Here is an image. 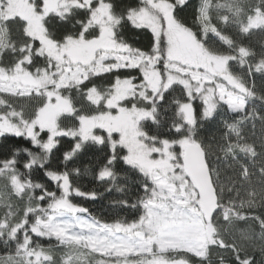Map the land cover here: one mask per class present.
Wrapping results in <instances>:
<instances>
[{
    "label": "snow or ice",
    "instance_id": "1",
    "mask_svg": "<svg viewBox=\"0 0 264 264\" xmlns=\"http://www.w3.org/2000/svg\"><path fill=\"white\" fill-rule=\"evenodd\" d=\"M257 31L264 0H0V264H264ZM113 192L134 218L74 202Z\"/></svg>",
    "mask_w": 264,
    "mask_h": 264
},
{
    "label": "trees",
    "instance_id": "2",
    "mask_svg": "<svg viewBox=\"0 0 264 264\" xmlns=\"http://www.w3.org/2000/svg\"><path fill=\"white\" fill-rule=\"evenodd\" d=\"M135 38V37H134ZM138 39L141 44L147 43V39L144 36V34H139ZM246 43L250 44L254 49L257 51L260 50L261 46L264 45V33H261L259 31L254 32L252 35L248 36L245 40ZM256 85H257V91L264 93V79H261L259 74L255 77ZM258 109L264 114V106L260 104L259 101H256ZM219 129L220 125L218 121L216 122H207L205 125V128L202 129V134L204 135L206 141L211 140V138L215 135H219ZM243 135L247 142L254 143L257 147V150L260 151V145L262 142H264V123L257 120L255 122V127L253 128L252 124L249 123L245 125L243 129ZM98 155L97 152L94 150H88L86 151L79 160V166L81 168L85 166L94 167L96 156ZM55 163V162H54ZM134 177L129 176L127 179H124L123 177L118 178V183L122 185H127V187L132 188L134 184ZM80 185L85 190H92L95 188L98 192H104L105 185L98 184L94 178L89 176H84L79 181ZM120 198L119 194L113 192V193H104V195L101 198H98L97 200H87L83 198H75L76 203H80L83 206L87 207L92 215H95L97 217H100L104 220H111L114 216L117 215V212L120 217L126 218L131 220L134 218L133 214L130 213L127 210H116L113 209V207L110 204V201L112 199ZM257 214H264V208L255 210ZM245 225H241V227H244ZM41 243L47 245L48 243H55L54 241H48V240H42ZM2 250V249H0ZM213 261H215L216 256L213 254L212 256Z\"/></svg>",
    "mask_w": 264,
    "mask_h": 264
}]
</instances>
